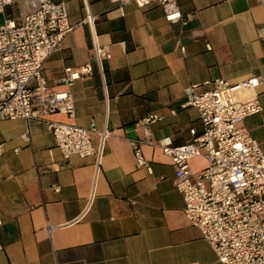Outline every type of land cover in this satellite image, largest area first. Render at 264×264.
<instances>
[{
  "label": "crops",
  "instance_id": "crops-1",
  "mask_svg": "<svg viewBox=\"0 0 264 264\" xmlns=\"http://www.w3.org/2000/svg\"><path fill=\"white\" fill-rule=\"evenodd\" d=\"M44 1L11 0L5 16L20 23ZM49 1L63 2L72 24L86 11L95 17L42 68L57 91L65 67L92 63V77L71 87L73 119L48 118L92 129L95 153L64 159L43 122L0 120V264H220L183 214L171 160L148 142L170 137L182 145L202 133L197 111L183 108L190 87L200 93L215 79L238 84L264 75V0H176L183 20L175 24L155 3ZM92 40L109 51L99 66ZM255 96L262 112L241 126L264 151V83L238 94ZM148 115L161 120L139 127ZM131 140L147 142L148 170L136 166ZM190 166L196 174L205 162Z\"/></svg>",
  "mask_w": 264,
  "mask_h": 264
},
{
  "label": "built area",
  "instance_id": "built-area-1",
  "mask_svg": "<svg viewBox=\"0 0 264 264\" xmlns=\"http://www.w3.org/2000/svg\"><path fill=\"white\" fill-rule=\"evenodd\" d=\"M109 1L117 7L134 3L138 8L155 3L162 7L168 23L183 20L176 0ZM10 3L0 0V120L43 122L64 159L92 156V129L48 118L59 114L73 119L71 87L78 80L92 77V63L65 67L60 79L63 89L57 91L48 88L42 68L77 25L89 26L95 17L86 11L79 24H72L63 2L46 0L16 23L5 16ZM91 50L92 61L98 66L109 57L107 47L95 40ZM263 83L264 75L238 84L215 79L206 83L212 86L210 90L200 93L190 87L183 108L197 111L202 133L182 145H175L170 137L148 142L171 160L173 185L182 196L183 214L200 231L220 264H264V151L241 126L246 118L260 114L262 106L256 96L246 101L238 98L241 91H253ZM159 120L158 115H148L139 127L146 129ZM99 134L102 140L108 137L104 131ZM23 138L29 141L28 133ZM146 143L130 141L136 166L148 170L141 151ZM2 153L0 145V156ZM195 159L205 162L196 174L190 166Z\"/></svg>",
  "mask_w": 264,
  "mask_h": 264
}]
</instances>
